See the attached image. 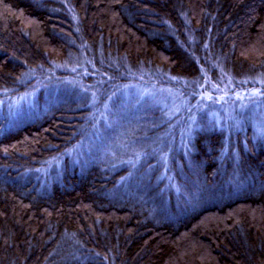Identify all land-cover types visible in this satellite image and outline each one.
Here are the masks:
<instances>
[{
  "label": "trees",
  "instance_id": "trees-1",
  "mask_svg": "<svg viewBox=\"0 0 264 264\" xmlns=\"http://www.w3.org/2000/svg\"><path fill=\"white\" fill-rule=\"evenodd\" d=\"M251 91L264 0H0V264H264V141L193 131Z\"/></svg>",
  "mask_w": 264,
  "mask_h": 264
},
{
  "label": "rangeland",
  "instance_id": "rangeland-1",
  "mask_svg": "<svg viewBox=\"0 0 264 264\" xmlns=\"http://www.w3.org/2000/svg\"><path fill=\"white\" fill-rule=\"evenodd\" d=\"M222 83L214 86L215 88H217L216 90H218L219 94L224 93V95L226 94L225 100L226 98L229 96V91H233L234 88L238 87V84L235 83L232 78L229 75H222ZM171 92V91H168ZM137 95L139 96V99H136L135 97H132L131 101L134 104V101L136 99L135 103L138 105V108L134 111L138 116L144 117L145 115L149 114V110H147V108L149 106V104H154L156 103V106L159 107H164L166 109H169L166 113L168 114H173L176 110L175 107V99L174 96L170 95L169 93H164V92H160V93H156L154 91H143L142 92V88L140 90L137 91ZM165 96L169 99H166ZM246 96L248 97H252L254 99L250 100V103H244L241 104L239 106H236L235 104H230V103H216L215 101H210V103H203L200 106V109H202V112L200 116H198L196 118L197 124L199 126V128H197V124L195 125L194 128V132L195 131H201L204 128H218L219 130L222 131H226V132H230L233 133V131H238L239 128L241 127V125L245 126L246 124H248L249 126H251V128H253V126H255V130L257 132V136H258V140L260 139L261 141H264V98L260 97L261 94H258L257 92L251 91L246 93ZM172 97V98H171ZM134 99V100H133ZM189 99V97L184 98H180L178 100V102H180L181 104L184 103L185 101ZM110 103H113V101H109ZM197 102V100L195 101V103ZM253 102V106L251 107V104ZM13 106L15 108H18L16 105L13 104ZM247 106L249 107V109L251 110H246L242 115H241V120L239 118L238 112L237 110L239 109L238 107L242 108V109H246ZM23 108V106H21ZM20 108V109H22ZM262 110H258L261 109ZM258 110L257 112H255V110ZM15 110V109H14ZM130 111L127 112V114H124L123 116L131 119V117L129 116ZM164 116H166L164 114ZM134 117V116H133ZM183 117H188V119H190V117L188 115H185ZM238 119L240 120V124H238ZM189 129V128H188ZM186 133V132H184ZM187 134L189 135V131L187 132ZM244 135V134H243ZM254 137H256V134L254 133ZM191 138V135H190ZM132 151V148H127L125 151V154H128ZM188 152V144H182L181 146V153L182 154H187Z\"/></svg>",
  "mask_w": 264,
  "mask_h": 264
}]
</instances>
